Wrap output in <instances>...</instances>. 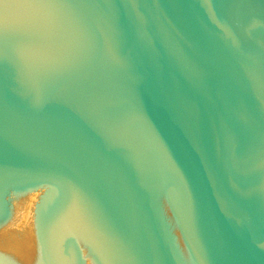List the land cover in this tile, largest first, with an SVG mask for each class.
Segmentation results:
<instances>
[{
	"label": "water",
	"instance_id": "obj_1",
	"mask_svg": "<svg viewBox=\"0 0 264 264\" xmlns=\"http://www.w3.org/2000/svg\"><path fill=\"white\" fill-rule=\"evenodd\" d=\"M0 264H264V0H0Z\"/></svg>",
	"mask_w": 264,
	"mask_h": 264
}]
</instances>
